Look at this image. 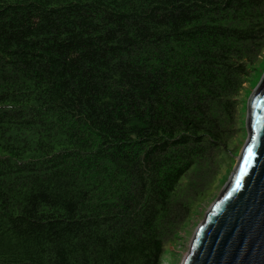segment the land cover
Wrapping results in <instances>:
<instances>
[{"label": "trees", "instance_id": "trees-1", "mask_svg": "<svg viewBox=\"0 0 264 264\" xmlns=\"http://www.w3.org/2000/svg\"><path fill=\"white\" fill-rule=\"evenodd\" d=\"M263 51L264 0H0V264H160Z\"/></svg>", "mask_w": 264, "mask_h": 264}, {"label": "water", "instance_id": "water-1", "mask_svg": "<svg viewBox=\"0 0 264 264\" xmlns=\"http://www.w3.org/2000/svg\"><path fill=\"white\" fill-rule=\"evenodd\" d=\"M244 127L235 164L180 264H264V71L248 96Z\"/></svg>", "mask_w": 264, "mask_h": 264}, {"label": "rangeland", "instance_id": "rangeland-1", "mask_svg": "<svg viewBox=\"0 0 264 264\" xmlns=\"http://www.w3.org/2000/svg\"><path fill=\"white\" fill-rule=\"evenodd\" d=\"M259 61V63L253 65L249 69V74L247 77H245V83L243 84L242 93L239 97L236 98V111L241 116L242 121L240 124L238 123L239 125L237 126L238 133L234 138L235 146L232 147L231 145H234L232 143L227 145V150L223 154V156H228V161H225L223 163V165L226 167L225 172L219 182L213 188L211 195L208 196L204 201L200 202L194 208L187 221L182 225L177 234H175L174 239L169 244L165 245V248L160 257V264H180L182 257L189 247L195 227L204 218L209 205L219 194L222 186L226 182L233 168V165L235 164L240 148L247 136L244 127L246 102L250 92L253 90L264 71V51Z\"/></svg>", "mask_w": 264, "mask_h": 264}, {"label": "snow or ice", "instance_id": "snow-or-ice-1", "mask_svg": "<svg viewBox=\"0 0 264 264\" xmlns=\"http://www.w3.org/2000/svg\"><path fill=\"white\" fill-rule=\"evenodd\" d=\"M248 151H249V153H251L252 149L249 148Z\"/></svg>", "mask_w": 264, "mask_h": 264}]
</instances>
